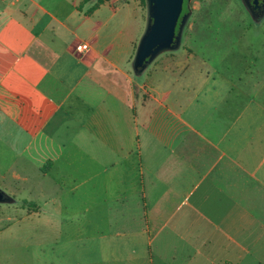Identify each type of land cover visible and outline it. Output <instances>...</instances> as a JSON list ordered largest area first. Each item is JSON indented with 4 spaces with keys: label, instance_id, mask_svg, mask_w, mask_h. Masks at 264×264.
Returning <instances> with one entry per match:
<instances>
[{
    "label": "crops",
    "instance_id": "crops-1",
    "mask_svg": "<svg viewBox=\"0 0 264 264\" xmlns=\"http://www.w3.org/2000/svg\"><path fill=\"white\" fill-rule=\"evenodd\" d=\"M79 1L0 0V124L38 127L5 133L36 142L38 236L60 264H264V40L147 86L119 12Z\"/></svg>",
    "mask_w": 264,
    "mask_h": 264
},
{
    "label": "rangeland",
    "instance_id": "rangeland-1",
    "mask_svg": "<svg viewBox=\"0 0 264 264\" xmlns=\"http://www.w3.org/2000/svg\"><path fill=\"white\" fill-rule=\"evenodd\" d=\"M187 1L188 14L179 32L178 47L161 51L156 59L142 70L143 73H137L133 61L149 20L147 2L145 3L143 0H109L110 9L119 12L109 21L112 24L123 22L125 25L124 40L119 49L124 53L129 50L130 53L129 60L123 62L119 67L144 85H163L167 71H171L174 80H180L179 78L188 64L185 59L189 55L194 59L190 64L191 67L199 68L196 65L202 64L200 61L208 53H221L222 61L224 58L222 54L228 53L232 48L230 44L235 43L236 40L244 38L245 40L247 38L248 40H264L262 36L264 16L254 17L248 6V1ZM110 9L103 6L92 19H88L82 24L81 35L86 40L92 36L95 30L102 33L95 23L99 20L102 21L105 15H109ZM242 50L246 51L243 48ZM233 53L234 51L230 52V54ZM202 67L201 65L200 69ZM124 78L127 80L124 88L130 94L131 100V84L128 77ZM176 83L178 84L180 81H176ZM136 90L134 87L133 91L136 92ZM142 95L147 98L148 93ZM37 130L38 127L34 124H0V185H2L0 189L8 193L5 200H0V264H60L59 254H54L52 250V234L38 236L36 206L27 201L29 198H34L35 201V197L32 195L35 196L37 188L36 142L29 137L18 141L5 139V133L8 135L15 133L14 136L18 137V133H36ZM6 185L10 189H7ZM22 188L26 189L27 195L21 191Z\"/></svg>",
    "mask_w": 264,
    "mask_h": 264
},
{
    "label": "water",
    "instance_id": "water-1",
    "mask_svg": "<svg viewBox=\"0 0 264 264\" xmlns=\"http://www.w3.org/2000/svg\"><path fill=\"white\" fill-rule=\"evenodd\" d=\"M183 1L147 0L151 22L137 46L133 61L136 71H142L161 51L178 47L179 32L188 14L183 13L181 15ZM254 2L257 3L258 0H254ZM177 25L178 33H176ZM7 197L6 193L0 189V200H5Z\"/></svg>",
    "mask_w": 264,
    "mask_h": 264
},
{
    "label": "trees",
    "instance_id": "trees-1",
    "mask_svg": "<svg viewBox=\"0 0 264 264\" xmlns=\"http://www.w3.org/2000/svg\"><path fill=\"white\" fill-rule=\"evenodd\" d=\"M109 0H80L79 1V3H78V5H77V10L78 11H83V13L85 14V15H91L97 8H99L100 7V5H102V4H105L106 2H108ZM145 3L147 2V0H143ZM185 2V3H184ZM90 4L85 10H83V8H84V5L85 4ZM183 3H184V5H183V10H182V12L183 13H188V7H187V5H188V1L187 0H184L183 1ZM180 19H181V17H180ZM180 19H179V21H178V25H179V23H180ZM150 18H149V20H148V22H147V26H146V29H145V31H144V33L146 32V30H147V28H148V26H149V24H150ZM178 25H177V28H176V33H178ZM144 33H143V35H144ZM142 35V36H143ZM142 38V37H141ZM3 191V190H2Z\"/></svg>",
    "mask_w": 264,
    "mask_h": 264
},
{
    "label": "flooded vegetation",
    "instance_id": "flooded-vegetation-1",
    "mask_svg": "<svg viewBox=\"0 0 264 264\" xmlns=\"http://www.w3.org/2000/svg\"><path fill=\"white\" fill-rule=\"evenodd\" d=\"M245 1H248L247 2L248 6L250 7V10L252 11L254 17L264 16V2H263V0H258L257 3H255L254 0H245ZM182 14H183V12L181 13V15Z\"/></svg>",
    "mask_w": 264,
    "mask_h": 264
},
{
    "label": "built area",
    "instance_id": "built-area-1",
    "mask_svg": "<svg viewBox=\"0 0 264 264\" xmlns=\"http://www.w3.org/2000/svg\"><path fill=\"white\" fill-rule=\"evenodd\" d=\"M89 44L87 42H81L76 46L78 52H84L88 50Z\"/></svg>",
    "mask_w": 264,
    "mask_h": 264
}]
</instances>
